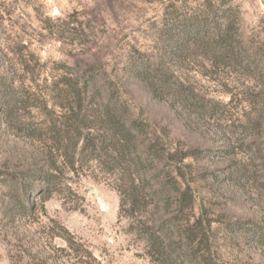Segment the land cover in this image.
Listing matches in <instances>:
<instances>
[{
	"label": "rangeland",
	"instance_id": "rangeland-1",
	"mask_svg": "<svg viewBox=\"0 0 264 264\" xmlns=\"http://www.w3.org/2000/svg\"><path fill=\"white\" fill-rule=\"evenodd\" d=\"M215 10L232 22L235 52L264 60V0H0V103L18 98L15 123L0 119V264H170L152 259L138 224L119 217L116 171L81 149L85 129L73 148L72 121L61 125L65 111L55 104L64 92L56 82L85 70L98 89L83 96L127 106L143 122L142 138L155 132L171 151L196 149L183 161L192 208L166 210L177 226L200 222L194 247L212 264H264V238L252 223L264 228V158L243 151L258 134L247 121L264 116V77L169 53L176 26L191 14L206 22ZM141 60L191 98L154 96L134 74ZM54 124L62 131L51 133ZM92 124L100 152L113 149ZM60 137L74 167L56 149ZM42 174L50 176L43 195ZM139 211L148 222L156 213L151 202ZM168 237L177 252L188 251L189 242Z\"/></svg>",
	"mask_w": 264,
	"mask_h": 264
},
{
	"label": "trees",
	"instance_id": "trees-1",
	"mask_svg": "<svg viewBox=\"0 0 264 264\" xmlns=\"http://www.w3.org/2000/svg\"><path fill=\"white\" fill-rule=\"evenodd\" d=\"M191 14L183 23L176 26V34L179 37L172 39L169 53L178 58L188 56H199L208 60L211 64L224 61L245 73L251 79H262L264 77V60L257 53L244 54L235 52L232 37V22L226 13L220 16L217 10L212 11L210 19L206 22L201 21V15ZM150 61L141 60L134 64V74L142 82H145L154 96L163 95L181 96L188 100L190 93L186 87L180 84L169 83L166 74L160 75V70L153 67ZM86 70L82 72H66L56 82V86L63 85L62 102L55 104L61 111H65V118L61 125L67 126L68 123L74 125L72 133H76V141L73 148H76L81 138L83 129L86 131L87 138L83 137L82 150L89 148L99 160L109 166L110 172L117 174L115 189L119 195V217L132 218L139 229V233L145 237L148 248V255L152 259H160L163 263L174 264H212L211 259L206 257L200 249L194 247L200 245L203 236H199V221L189 224L186 218L184 227L177 226V216L173 218L166 212L168 206L174 203L178 210L183 212L191 209L193 195L190 184L187 182L186 169L183 161L196 153V149L186 151L173 150L166 148L163 138L155 132L150 138H142L143 122L134 118L122 103H115L104 97L95 99L92 96H83L87 88L98 89L96 78L86 77ZM62 93V92H61ZM86 94V93H85ZM94 98L95 107L89 106L88 99ZM16 96L8 94L0 103V119L8 125L15 123V118L10 117L16 108ZM87 100V101H86ZM264 103V100H263ZM94 122L99 123L102 138L111 142L113 149L110 151L98 147L93 139L92 126ZM89 123V124H88ZM91 123V124H90ZM61 127V126H60ZM56 126H51V133L55 129L62 131ZM70 127V126H69ZM246 127V126H245ZM247 127L258 132L251 144H247L243 151L248 153L250 158H264V116L262 113L249 118ZM63 129V128H62ZM69 129V128H68ZM70 130V129H69ZM78 134V138H77ZM59 135V134H58ZM60 136V135H59ZM144 139V140H142ZM59 144L56 149H65L61 137L57 138ZM60 141V142H59ZM104 148V147H103ZM64 159H69V165L74 167L73 156L68 158L67 152L63 151ZM103 157V159H102ZM50 176L39 177L46 183L45 188L40 192L45 194L48 191ZM54 173L51 172V191L54 185ZM173 199V201H171ZM154 203L156 213L153 214L152 222L146 221L140 213L139 207L144 209L148 203ZM256 227V233L260 238H264V228L259 223L252 222ZM175 235H171V234ZM176 236L177 242L186 240L189 242V249L185 253H179L174 246ZM70 243L71 239L63 238ZM71 244V243H70Z\"/></svg>",
	"mask_w": 264,
	"mask_h": 264
}]
</instances>
